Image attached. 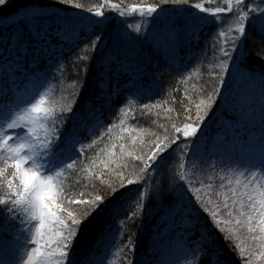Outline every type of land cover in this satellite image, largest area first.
Returning a JSON list of instances; mask_svg holds the SVG:
<instances>
[{
    "label": "snow or ice",
    "instance_id": "obj_1",
    "mask_svg": "<svg viewBox=\"0 0 264 264\" xmlns=\"http://www.w3.org/2000/svg\"><path fill=\"white\" fill-rule=\"evenodd\" d=\"M165 4L180 7L133 5L125 10L112 0H99L94 8L82 9L74 0H27L11 15L0 17V77L24 75L30 80L37 75L39 79L43 71L46 83V69L63 72L69 53L75 69L71 99L64 97L59 111L56 106L44 107L45 96L39 89L23 105H16L15 111H0V161L4 164L0 206L19 214L13 219L29 225L15 264H81L74 248L88 223L107 218V230L119 218L115 233H123L125 222L135 224L138 213L142 221L153 202L167 210L182 244V254L175 258H167L164 248L157 264H229L226 247L238 250L244 264H253L256 248L264 249V0H223V6L215 7L161 0ZM11 5L12 0H0V10ZM74 9L89 15L69 16ZM131 13L141 17L135 26L126 19ZM250 32L259 36L252 45L248 44ZM201 41L219 55L210 86L200 89L203 98L195 103V117L188 107L183 127L172 124L170 132L160 125L163 133H151L150 145L137 149L131 160L124 159L125 146L120 144V162L115 151L107 152L88 183L80 185L75 195L67 194L61 179L66 172H90L96 165L92 160L85 166L80 156L85 155L84 142L106 126L107 121L101 123L105 109L127 114L133 98L142 99L148 91L144 82L152 75L154 57L162 56L165 68H172L181 51ZM159 67L157 63L156 70ZM176 70L183 75V69ZM90 82L92 91L85 98ZM257 83L258 118L249 110L254 89L248 87ZM240 84L245 88H239ZM225 92L235 93L242 122L255 125L258 119L261 136L249 154L235 162L244 182L236 179L235 186L232 180L225 184L220 175L221 183L214 187L211 182L196 181L195 172L188 171L190 166L195 169L196 162H209L214 174L208 181H212L218 167L210 162L213 153L194 149L195 140L190 144L189 138L197 136ZM149 107L144 104V109ZM85 114L96 122L88 133L81 136L75 128L62 131L69 121L84 120ZM111 131L106 133L109 140ZM95 143L92 139L87 147ZM127 155L132 157L133 152ZM131 192L136 193L133 210L119 217L118 206ZM237 237H242L240 243H234ZM163 244L162 240V248ZM136 246L131 235L123 245H116L114 238L110 241V247L127 249L126 264H144L136 257ZM259 256L264 258V251Z\"/></svg>",
    "mask_w": 264,
    "mask_h": 264
},
{
    "label": "trees",
    "instance_id": "obj_2",
    "mask_svg": "<svg viewBox=\"0 0 264 264\" xmlns=\"http://www.w3.org/2000/svg\"><path fill=\"white\" fill-rule=\"evenodd\" d=\"M26 2L27 0H12L11 7L6 10H0V17L11 15ZM74 2L82 5V9H87L88 7L94 8L99 0H74ZM190 2L204 3L211 7H215L217 4L223 6V0H190ZM246 2H251V0H246ZM255 2L260 3V0H255ZM112 3L125 8V10L133 5H158L169 9L180 7L172 4L161 5V0H112ZM82 9H74L68 15L73 16L77 12L81 16L89 15ZM112 14L116 15L114 12ZM119 19L120 17L116 16V20ZM126 19L133 26L141 22V17L138 13H131ZM210 30L211 26L209 30H206L205 36L208 35ZM258 41L259 36L250 32L248 44L252 45ZM71 55V53L66 55V67L63 72H57L55 67L46 69L49 73L46 83H43V71L38 74L39 79L37 75H33L30 80H25L24 75H18L11 79L0 77V111L6 113L9 108L15 111L16 105H21L25 91L28 90L29 86H33L35 91L39 89L41 94L45 96L46 103L44 107L56 106L57 111H59V105L64 103V97L71 99L73 91L75 69L70 63ZM218 55V52L214 53L201 41L200 45H193L191 48L181 51L177 65L172 68H165L162 56L154 57L152 75L144 82L148 91L143 98H133V102L127 106L130 109L127 114H121L114 108H106L101 120V123L107 121L106 126L84 142L85 155H81L80 160L83 161L85 166L90 161L95 160L96 165L93 166L90 172L73 173L69 171L66 172L65 177L61 178L67 194L75 195L80 190V185L88 183L91 172L97 171V168L101 166L100 161L107 159V152L115 151L117 161L120 162V144L125 146L124 159L131 160L134 158L137 149L144 147L145 144L150 145L151 133H163L164 128L160 127V125L168 127L170 132L172 124H178L183 127L185 110L188 107H191L194 118L196 113L195 103H198L203 98L200 95V89L202 86H210L213 64ZM157 63L160 66L159 70H156ZM177 68L184 70L183 75L178 74ZM257 71H259L258 68ZM13 80L15 81L14 84ZM42 83L43 87H41ZM248 87L254 89L253 97L249 100V110H254L258 118L261 105L260 86L257 83ZM239 88L243 89L245 85L240 84ZM91 91L90 82L84 93L85 98ZM144 104H149L150 107L144 109ZM121 120L124 121L123 125L120 124ZM95 126L96 122L93 117L85 114L84 120L69 121L63 126L62 131L75 128L76 132L83 136ZM109 128L112 129L111 140L106 135ZM260 136L261 128L258 119L255 125L242 122L235 93L229 96L225 92L223 98L217 101V105L213 107L207 118L204 119L203 124L200 125L197 136L189 138L190 144L195 140L194 149L213 153L210 157V162L218 166L214 170L215 178L212 181H208V176L214 174L209 162H204L203 164L196 162L195 169L190 166L188 171L190 173L195 172L194 178L196 181H203L205 184L211 182L214 187L221 183L220 175L225 177L223 181L225 184L232 180L233 186H235L236 179L244 182L245 177L239 176L238 165L235 163L236 160L234 158L240 160L244 151H249L250 148L258 144ZM92 139H95L96 143L91 148H88L87 145L91 143ZM180 139L183 141L182 135ZM133 141H135V144ZM113 145H115V148L112 147ZM79 147L77 145V148ZM181 147L183 148V144ZM101 149L106 151L101 152ZM145 150L147 149L145 148ZM129 151L133 152L132 157L127 155ZM179 151L180 149H177L178 153ZM3 166V162L0 161V167ZM112 166L115 167V164ZM9 171L11 170L9 169ZM113 178L115 177L113 176ZM129 187H138V185ZM0 195H3L2 188H0ZM135 198L136 193L131 192L124 201H121V205L118 206L120 207L119 217H123L126 213H130L133 210ZM1 209L0 212L3 213ZM166 211V209L155 202L149 204L142 221L139 219L138 213L135 224L132 221L125 222L123 233H115L119 218L107 230H105L107 218L105 220L97 218L92 220L91 223L85 221V223H88V227L77 237L78 243L74 248V252L81 264H95L93 258H100L104 250H115L126 259L125 252H127V249L121 252L118 247H110V241L114 238L116 245H123L127 243L131 235L137 245L136 257L142 259L144 264H157L160 257L164 255V248L168 249L167 258H175L182 254V244L178 230L172 220L166 215ZM1 213L0 224L3 223ZM133 233L135 235H132ZM162 240L164 242L163 248L161 247ZM241 241L242 237H237L234 243H240ZM244 246L247 247V244ZM262 251L264 249L256 248L253 264H264V258L259 256ZM225 255L229 258V264H244V260L240 258L238 250L231 251L226 247Z\"/></svg>",
    "mask_w": 264,
    "mask_h": 264
},
{
    "label": "rangeland",
    "instance_id": "obj_3",
    "mask_svg": "<svg viewBox=\"0 0 264 264\" xmlns=\"http://www.w3.org/2000/svg\"><path fill=\"white\" fill-rule=\"evenodd\" d=\"M35 92L33 86H29L28 90L25 91L21 105H23L24 101L29 100ZM248 154L249 151H244L240 160L244 159ZM234 159L239 161L238 158ZM0 208H2L1 211L3 212H0L3 216V223L0 224V264H3V261L5 260L15 264L17 248L23 246V243L27 238L26 229L29 225L27 223H22L20 218L13 219V217L18 216L19 214L9 213L6 208H3V206H0ZM93 259L95 264H100L102 260L104 261V264H126V259L115 250H104L102 255H100V258L94 257Z\"/></svg>",
    "mask_w": 264,
    "mask_h": 264
}]
</instances>
